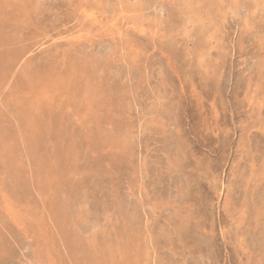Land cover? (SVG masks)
Here are the masks:
<instances>
[{
    "label": "rangeland",
    "instance_id": "rangeland-1",
    "mask_svg": "<svg viewBox=\"0 0 264 264\" xmlns=\"http://www.w3.org/2000/svg\"><path fill=\"white\" fill-rule=\"evenodd\" d=\"M0 264H264V0H0Z\"/></svg>",
    "mask_w": 264,
    "mask_h": 264
},
{
    "label": "bare ground",
    "instance_id": "bare-ground-1",
    "mask_svg": "<svg viewBox=\"0 0 264 264\" xmlns=\"http://www.w3.org/2000/svg\"><path fill=\"white\" fill-rule=\"evenodd\" d=\"M110 8V7H109ZM215 44V43H214ZM24 61V60H23ZM3 67V66H2ZM26 72V71H25ZM113 72V71H112ZM73 75V74H72ZM81 77V76H80ZM70 82V81H69ZM79 84V83H78ZM92 86V85H91ZM52 90V89H51ZM122 99V98H121ZM6 112V111H5ZM36 136V135H35ZM230 213V212H229Z\"/></svg>",
    "mask_w": 264,
    "mask_h": 264
}]
</instances>
